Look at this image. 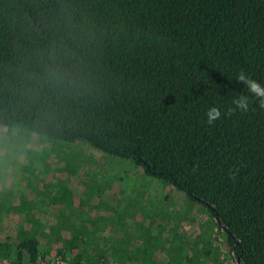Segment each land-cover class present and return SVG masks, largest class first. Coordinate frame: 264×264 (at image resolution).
<instances>
[{
    "label": "trees",
    "instance_id": "16d2710c",
    "mask_svg": "<svg viewBox=\"0 0 264 264\" xmlns=\"http://www.w3.org/2000/svg\"><path fill=\"white\" fill-rule=\"evenodd\" d=\"M240 71L264 84V0H0L8 142L17 126L37 143L64 139L129 158L203 204L235 264H264V110L253 99L247 113L213 125L205 116L213 106L225 113L235 93H246L235 81ZM77 201L69 186L61 200L0 187L2 219L15 214L24 223L0 237L3 264L57 256L107 264L109 248L118 264L148 263L152 250L132 247L127 231L95 249L102 238L75 216L88 204ZM96 204L110 207L103 195ZM116 220L125 226L124 216ZM202 250L212 264L227 263L218 247ZM168 255L178 264V254Z\"/></svg>",
    "mask_w": 264,
    "mask_h": 264
},
{
    "label": "rangeland",
    "instance_id": "374dc122",
    "mask_svg": "<svg viewBox=\"0 0 264 264\" xmlns=\"http://www.w3.org/2000/svg\"><path fill=\"white\" fill-rule=\"evenodd\" d=\"M19 128L21 127L16 126L17 130L13 129L15 139L8 142L7 137L2 135L5 131L0 126V187L12 190L13 195L17 197L25 195L36 200H61L65 187L69 186L76 203L77 200L88 202L83 209L76 210L75 216L87 218L97 228L100 218L95 217L93 210L97 212L101 207L96 203L93 205L92 202H98L102 195L104 200L138 203V208L143 209L156 208L159 206L156 204H163V208L166 200L170 207L175 208L178 205L174 200H190L182 191L160 177L143 172L141 167L129 158L96 152L84 143L64 139L37 143L33 132L20 129L22 132L19 133ZM42 147L44 150H39ZM60 151L61 153H58ZM24 163L27 165L24 166ZM36 187L41 189L40 193L34 191ZM38 204L42 214L51 212L50 207L46 209L40 202ZM201 215L204 216V213ZM114 216L111 213L107 222H114ZM23 224L18 215L12 214L2 219L0 213V237L4 238L7 232L11 233L14 225ZM94 232L98 235V231ZM218 233L220 235L217 234V237L221 239L223 234ZM220 239L222 247L223 240ZM41 241L44 242V239L41 238ZM225 253L226 264H235L234 257L230 256L228 251ZM3 263L4 259L0 257V264Z\"/></svg>",
    "mask_w": 264,
    "mask_h": 264
},
{
    "label": "crops",
    "instance_id": "0c3cea01",
    "mask_svg": "<svg viewBox=\"0 0 264 264\" xmlns=\"http://www.w3.org/2000/svg\"><path fill=\"white\" fill-rule=\"evenodd\" d=\"M174 201L178 205L175 208L170 207V203H167L166 200L163 208H161L163 204H156L159 205L156 208L143 209L138 208V203L122 200L118 202L117 200H105V203L110 206L108 207L109 209L101 207L97 212L93 210V214L95 216L110 217L111 213H113L115 217L124 216L126 224L125 226H120L116 219V222H107L106 219L100 218L98 228L94 226L93 229L98 231L96 234L102 240L98 244L99 246L94 244L92 246L98 250V247L106 244V242L109 246L117 244L118 239L123 236V231H127L132 236L130 242L132 247L144 246L149 251L152 250L147 264H168L170 258L168 253L176 256L178 254L179 257L175 259L178 261V264H212L211 257L204 255L202 250V247L210 244L213 247H218L222 253L221 255L226 257V246H223L222 242V247H220V238L217 237L218 232L223 234V229L214 223L215 218H212L208 211L197 201ZM95 203L96 200L92 202L93 205ZM202 213H204V216L201 215ZM223 237L224 234L220 241L223 240ZM111 250L109 248L107 252L108 262L118 264L110 255ZM186 253L189 254L190 261H188L187 257L183 256ZM133 264L146 263L134 260Z\"/></svg>",
    "mask_w": 264,
    "mask_h": 264
},
{
    "label": "clouds",
    "instance_id": "9594fccd",
    "mask_svg": "<svg viewBox=\"0 0 264 264\" xmlns=\"http://www.w3.org/2000/svg\"><path fill=\"white\" fill-rule=\"evenodd\" d=\"M235 81L243 84L246 93H235L231 99V107L227 108L225 113L215 106L209 108L205 113L206 123L213 125L216 121L220 120L222 115L232 116L237 112L241 114L247 113L250 109L252 100L258 102V107L264 110V84H261L255 79H252L244 71H240L235 76ZM233 176L234 174L230 173Z\"/></svg>",
    "mask_w": 264,
    "mask_h": 264
},
{
    "label": "built area",
    "instance_id": "2783aa9c",
    "mask_svg": "<svg viewBox=\"0 0 264 264\" xmlns=\"http://www.w3.org/2000/svg\"><path fill=\"white\" fill-rule=\"evenodd\" d=\"M47 264H71L69 261L61 258L60 256H57L54 260L49 261ZM96 264H103L101 260L97 261ZM107 264H113L111 262H108Z\"/></svg>",
    "mask_w": 264,
    "mask_h": 264
}]
</instances>
